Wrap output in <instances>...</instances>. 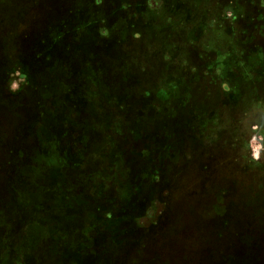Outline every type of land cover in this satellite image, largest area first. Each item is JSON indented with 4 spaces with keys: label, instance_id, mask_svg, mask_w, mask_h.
Wrapping results in <instances>:
<instances>
[{
    "label": "rangeland",
    "instance_id": "1",
    "mask_svg": "<svg viewBox=\"0 0 264 264\" xmlns=\"http://www.w3.org/2000/svg\"><path fill=\"white\" fill-rule=\"evenodd\" d=\"M0 264H264V0H0Z\"/></svg>",
    "mask_w": 264,
    "mask_h": 264
}]
</instances>
